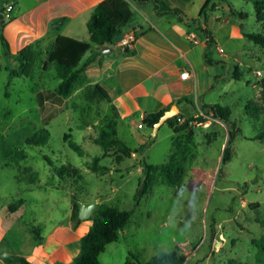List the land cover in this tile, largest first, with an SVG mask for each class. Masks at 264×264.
<instances>
[{
	"label": "rangeland",
	"instance_id": "rangeland-1",
	"mask_svg": "<svg viewBox=\"0 0 264 264\" xmlns=\"http://www.w3.org/2000/svg\"><path fill=\"white\" fill-rule=\"evenodd\" d=\"M129 1L138 18L142 4ZM9 2L0 0V13H5L3 6ZM229 4L249 15L242 22L248 33L264 34V22H258L249 0H214L211 10L215 13L208 20L219 17L216 20L220 21ZM226 32H221V39L226 38ZM208 33L203 36L211 42L213 36ZM1 35L0 29V209L26 200L22 222L27 226L34 218L39 223L63 222L70 205L72 212L75 199L85 203L99 199L103 204L133 211L126 235L108 247L102 264H146L153 256L176 248L187 256L185 264L264 263V252L253 244L264 235V138L256 139L264 130V100L259 85L264 78V49L247 40L240 61L230 63L229 72L239 71L242 80L227 83L229 95L217 102L230 109L231 125L202 113V102L198 104L193 98L190 104L182 103L179 113L181 123L191 121L187 130L174 132L164 124L156 136L150 129L148 133L136 127L131 136H125L118 130L119 117L112 103L86 98L85 90L95 85L86 74L69 98L51 97L40 103V96L53 92L60 81L54 67L44 65L43 52L31 79L11 78L5 68L18 70L19 63L6 56ZM215 44L220 46L218 41ZM213 97L217 98L213 95L209 100ZM45 120L49 121L47 126ZM109 125H115L118 137L132 149L149 142L151 135L153 139L144 153L126 158L114 147L104 155L95 141ZM232 125L237 128L231 145L233 156L221 165ZM42 129L50 133L48 144L28 146L27 138ZM71 142L84 151V157L69 147ZM13 147L26 154L18 165L4 156ZM45 157L55 167L77 169L82 180L77 175L60 179ZM95 157L105 170L93 173L88 169ZM142 162L154 166V184L136 206L134 195L142 177ZM172 162L184 169L177 187L162 182L163 167ZM32 172L38 179L30 185L26 177Z\"/></svg>",
	"mask_w": 264,
	"mask_h": 264
},
{
	"label": "crops",
	"instance_id": "crops-1",
	"mask_svg": "<svg viewBox=\"0 0 264 264\" xmlns=\"http://www.w3.org/2000/svg\"><path fill=\"white\" fill-rule=\"evenodd\" d=\"M102 1L11 0L3 6L5 13L9 7H12V11L9 13L10 19L3 13L6 22L1 29L11 55L15 57L31 45L45 54L61 36L89 42L88 23L94 9ZM155 1L179 9L181 14L160 15L156 13L153 2L142 4L139 17L132 18L112 46L92 45L88 53V58L96 56V60L85 74L95 85L108 92L119 117L118 130L125 136H131L135 127L138 130L146 129L149 133L150 130L142 124L143 119L167 107L176 105L182 114V104L178 105L177 102L183 98L190 101L196 98L198 104H220L217 101L229 95L226 84L232 80L230 63L240 61L242 48L247 41L244 31L248 32L245 28L242 30V22L232 16L230 10L220 21L216 20L219 17L208 20L214 11L208 12L206 20L199 18L207 0ZM195 20H198L201 29L211 32V42L192 24ZM132 30L136 32L137 39L133 49H127L123 47L122 40ZM223 30L227 31L224 40L220 38ZM190 33L197 36L198 44L189 40ZM214 47L215 53H212ZM223 47H227V50L221 54L218 48ZM104 48H110L112 52L104 55ZM86 56L81 64L88 59H85ZM184 71L189 74L186 79L181 77ZM213 95L217 98L213 97L210 101ZM19 201L21 204L14 212L9 210V206L0 209V264H6V259L18 256L28 258L33 264H72L81 252V239L90 230L92 220H80L77 228L72 229L70 205V212L63 222L39 223L34 218L27 226L22 222L26 215V200ZM87 203L103 204L99 199ZM32 227L40 230V244L33 242L30 233ZM125 228L119 232L118 240L106 247L105 252L126 235ZM105 252L100 256L101 264Z\"/></svg>",
	"mask_w": 264,
	"mask_h": 264
},
{
	"label": "trees",
	"instance_id": "trees-1",
	"mask_svg": "<svg viewBox=\"0 0 264 264\" xmlns=\"http://www.w3.org/2000/svg\"><path fill=\"white\" fill-rule=\"evenodd\" d=\"M139 4H145L153 2L156 13L160 15L176 14L180 15L179 9L170 8L164 2L152 1V0H133ZM254 4L255 12L258 22H264V0H249ZM214 0H207L200 11L199 18H206L208 12H211ZM228 8L232 16L241 22L248 20L249 15L238 11L233 5L229 4ZM3 13V11H2ZM134 17L133 7L129 0H104L93 11L91 19L88 23V32L90 35L89 42L78 41L69 37H59L55 44L46 51V60L44 65H52L56 72V77L59 79V83L56 89L49 91L45 96H40V103H44L51 97H60L67 99L75 91L78 85L83 83L84 74L86 69L96 60V56H91L83 64L82 61L86 54L91 50L92 45L99 47L112 46L115 41L120 37L123 29L126 28L132 18ZM10 19V17H9ZM194 26L198 25V20L192 22ZM4 27L1 26L0 29ZM244 31V25H241ZM200 32L207 36L209 35L206 29L199 28ZM244 36L247 40L253 42L257 46L264 49V34L246 33ZM1 41L5 49V54L14 62L19 63V69L15 70L11 67L5 69L9 72L11 78H26L31 79L36 68V63L41 60L43 52L39 51L35 46L31 45L22 49L15 57L11 55L10 47L3 35H1ZM209 42V41H208ZM2 66L0 65V72ZM232 79L236 81L242 80V75L239 71L232 74ZM259 85L262 88V96L264 100V78L259 81ZM85 96L89 101L102 100L111 103V98L108 92L100 85L96 84L85 90ZM182 103H191L188 98H183L177 102L178 105ZM170 107H167L157 113L146 116L142 124L148 129L152 130L159 119L168 111ZM202 113L205 115L211 114L214 119L220 120L226 125H231L230 117L231 111L229 108L220 104L208 105L203 104L201 107ZM181 114L174 118L169 119L165 124L169 126L174 132H181L189 128L190 120L181 123ZM48 120H45V126L48 125ZM233 126V125H232ZM233 130L229 133V138L224 149L221 165H225L230 162L233 156L232 142L236 138V126H233ZM188 137L191 139L192 131H189ZM264 138V130L256 137L257 140ZM153 136H150L149 142L143 144L139 149L130 148L125 141L118 137L117 129L115 125H109L106 129L101 130L98 139L95 143L103 150L104 155L109 153L114 147L118 149L122 157H130L133 154L142 153L149 147ZM50 140V133L47 129L34 132L26 140V144L31 147L45 146ZM69 147L77 153L80 157H84V151L76 145L74 142L69 144ZM4 156L7 160L14 161L17 165L26 159L25 152L20 148H10L5 151ZM120 157V159L122 158ZM48 164L53 168L54 173L60 179H64L67 176L77 175L79 180H82V176L75 168L62 165L55 167L54 163L45 157ZM99 158L95 157L92 163L88 164V169L93 173H98L105 170L104 167H100ZM142 177L139 180L138 188L134 195V201L138 206L141 201L149 194L154 184V166L141 163ZM222 169H220L221 171ZM184 169L179 163H169L163 167V184L169 187H177L183 178ZM30 185L35 184L38 179V175L32 172L26 177ZM21 201L13 203L9 206V210L14 212L18 209ZM133 216V211H123L118 207L110 206L108 204H101L96 213L91 218L93 224L88 233L81 239V252L74 259L72 264H101L100 256L105 252L106 247L118 240V234L122 231ZM78 205L74 202L71 213L72 229H76L80 224ZM32 239L34 244H40L42 237L40 230L36 227L30 228ZM253 244L264 252V235L258 239L253 240ZM187 256L182 249L176 248L170 252H161L153 256L146 264H185ZM6 264H33L28 258L18 256L12 259H6ZM62 264V263H55ZM126 264H130L127 262ZM264 264V263H262Z\"/></svg>",
	"mask_w": 264,
	"mask_h": 264
},
{
	"label": "water",
	"instance_id": "water-1",
	"mask_svg": "<svg viewBox=\"0 0 264 264\" xmlns=\"http://www.w3.org/2000/svg\"><path fill=\"white\" fill-rule=\"evenodd\" d=\"M5 18H4V14L0 13V27L3 26L5 24ZM112 52V49L110 48H104L102 49V53L104 55L108 54ZM180 110L178 108V106L174 105L172 106L168 111L165 112V114L159 119V121L155 124L154 128H153V135L156 136L158 134V131L160 130V128L171 118L176 117L177 115H179ZM74 202L78 205V209H79V219L82 221H86L89 220L93 217V215L96 213V211L99 208V205L94 203V204H90V203H85L82 202L78 199H75Z\"/></svg>",
	"mask_w": 264,
	"mask_h": 264
},
{
	"label": "built area",
	"instance_id": "built-area-1",
	"mask_svg": "<svg viewBox=\"0 0 264 264\" xmlns=\"http://www.w3.org/2000/svg\"><path fill=\"white\" fill-rule=\"evenodd\" d=\"M12 11V7H9V9L7 10V13H5V17L8 19L10 16H9V13ZM189 40L192 41L194 44H198V39H197V36L194 34V33H190L189 36H188ZM137 39V34L134 30L132 31H129L127 34L124 35L123 37V40H122V45L123 47L127 48V49H133V45L135 43ZM218 52L223 54L224 53V49L222 48H218ZM181 77L183 79H186L189 77V74L188 72L184 71L182 74H181ZM181 122V120H180ZM141 127V126H140Z\"/></svg>",
	"mask_w": 264,
	"mask_h": 264
}]
</instances>
